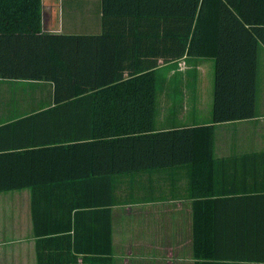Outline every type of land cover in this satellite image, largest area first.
<instances>
[{"label":"trees","instance_id":"1","mask_svg":"<svg viewBox=\"0 0 264 264\" xmlns=\"http://www.w3.org/2000/svg\"><path fill=\"white\" fill-rule=\"evenodd\" d=\"M101 8V33L48 32L42 0H0V81L45 91L36 109L0 119V191L31 189L39 264H113L111 222L106 245L96 223L72 226V213L110 217L117 175L182 164L192 168V192H203L197 264H264V193L213 198L199 177L215 125L256 116L264 0H102ZM186 55L214 58L213 121L159 129L155 69ZM42 213L57 225L39 229ZM38 234L50 243L46 263Z\"/></svg>","mask_w":264,"mask_h":264},{"label":"crops","instance_id":"2","mask_svg":"<svg viewBox=\"0 0 264 264\" xmlns=\"http://www.w3.org/2000/svg\"><path fill=\"white\" fill-rule=\"evenodd\" d=\"M101 7L102 0H42L43 30L101 33ZM176 63H184L185 67L159 74L161 67ZM155 71L159 91L161 83L165 85V102L156 114L159 129L212 123V56L186 55L169 62L160 59ZM257 82L256 116L215 125L213 156L205 161L209 163L205 175L199 176L207 181L213 198L264 193V46L258 53ZM200 163L202 160H195V173H201ZM191 174V166L182 164L117 175L110 217L100 210H85L76 215L73 212L72 226L96 223L102 232L101 241L107 245L110 221L113 264H197L201 259L194 249V209L203 192H192ZM31 195L28 187L0 191V264H39ZM128 196L130 200H125ZM57 223L55 216H39V229ZM44 235L38 234V249L46 263L50 243H45ZM79 243L89 246L85 238ZM51 244L59 250L63 243L56 240ZM72 252L75 253L74 248ZM83 255L79 252V262Z\"/></svg>","mask_w":264,"mask_h":264},{"label":"rangeland","instance_id":"3","mask_svg":"<svg viewBox=\"0 0 264 264\" xmlns=\"http://www.w3.org/2000/svg\"><path fill=\"white\" fill-rule=\"evenodd\" d=\"M64 18H66V12L64 13ZM183 64V66H182ZM176 63L172 65H165L159 69V74L169 73L172 68H179L185 67L184 63ZM178 75V74H177ZM164 83L157 88V96H156V103L159 102L158 106V113L162 111V105L164 104L165 100L163 97L164 94ZM38 95V98H37ZM45 95V91H41L40 88L35 89L34 84H27L25 82L20 81H0V119L3 115H6L13 112H27L33 109H36L43 103L42 98ZM30 98L34 99L30 101ZM38 99V102H36ZM20 112V113H22ZM161 116L159 115V118ZM228 129V128H226ZM237 135V133H235Z\"/></svg>","mask_w":264,"mask_h":264}]
</instances>
